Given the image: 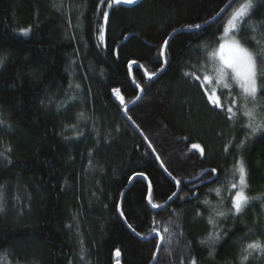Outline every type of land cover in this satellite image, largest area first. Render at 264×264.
I'll use <instances>...</instances> for the list:
<instances>
[{"label":"trees","instance_id":"trees-1","mask_svg":"<svg viewBox=\"0 0 264 264\" xmlns=\"http://www.w3.org/2000/svg\"><path fill=\"white\" fill-rule=\"evenodd\" d=\"M227 2L139 0L105 6L109 21L100 41L99 0H0V152L12 149L0 155V264H150L159 237L144 238L164 224L175 236L171 245L162 243L156 264H181L182 258L190 264V257L198 264H240L245 244L264 242V132L245 140L250 129L241 90L232 78L229 88L222 86L212 71L217 62L208 55L219 46L232 8L200 30L186 27L211 20ZM253 3L236 38L258 50L264 46V0ZM22 28H29V35H22ZM253 36L259 46L245 44ZM169 37V63L149 80L139 64L160 72L163 60L156 57ZM132 60L137 63L129 68ZM185 72L201 80L207 74L213 82L202 87ZM140 87L144 95L127 114L171 177L181 180L180 192L162 209L147 203L149 182L153 203L160 204L178 186L124 116L119 99L130 104ZM204 87L217 90L225 106L236 97L241 106L236 118L230 121L212 105ZM113 89H120L119 96ZM254 105L257 120H264V94L248 101L249 108ZM241 140L244 148L237 147ZM192 144H200L204 154ZM241 157L250 202L236 216L231 214L236 189H228L238 182L232 170ZM208 168L217 175L203 174ZM135 172L145 176L133 179ZM128 185L121 217L118 206ZM218 211L228 215L217 217ZM123 218L143 235L136 236ZM217 231L218 242L200 243ZM247 264H264V254L253 252Z\"/></svg>","mask_w":264,"mask_h":264},{"label":"snow or ice","instance_id":"snow-or-ice-1","mask_svg":"<svg viewBox=\"0 0 264 264\" xmlns=\"http://www.w3.org/2000/svg\"><path fill=\"white\" fill-rule=\"evenodd\" d=\"M137 0H99V5L101 7V17L103 23L99 26L98 31L100 33L99 39L100 41L105 40V26L108 24L109 21V12L107 10H103V8L106 6L107 9H112L114 5H120V4H135ZM233 5H235L233 7ZM256 7V5L253 3V0H243V2L237 3V0H228V2L224 5V7L220 8V10L216 13V16L212 17L211 20H206L204 24H194V25H188L190 30H200L205 25H210L211 23L215 22V20L221 16L222 13L225 12L226 9L232 8L231 13L229 14L226 23L223 26V32L222 34L217 38L220 43L217 50H213L209 55V59L216 61L218 58V63L213 65L212 71L215 73L216 77L221 80L222 86L224 88H229L230 85L227 83L228 78L234 79V81L238 84L242 99L244 101L242 108H243V115L248 117L249 123L246 125L248 129H250V132L248 136L245 137L246 139H249L251 137H254L259 132H264V120H257V113H256V106L254 105L253 108L248 107V101L251 100L255 102L257 100L258 93L264 94V46H260L258 50L249 49L244 46L236 37L237 34H239L243 29L242 25L246 23V20H250L253 9ZM20 33L22 35H29L30 29L29 28H22L19 29ZM174 32L178 31L176 29L173 30ZM171 37L165 39L163 41V44L160 46V51L156 57V62H160L161 59L163 60V64L167 65L169 63V60L167 56L165 55L166 49L169 47V40ZM248 42L255 43L259 46L260 42L255 39V36L251 38L245 39V44ZM3 61H0V64H2ZM137 62L135 60L128 62V67L131 68L133 64H136ZM163 68L161 69V71ZM144 74L147 76L149 80H152L153 77L157 75L156 72H148L147 69L144 70ZM185 76H191L196 81L200 82L201 86L203 87L205 83H212L213 77L205 74L203 76V80H201V77L198 75H195L194 73L185 72ZM134 81V78H133ZM139 87V85H137ZM113 91L119 96L120 89H113ZM140 91L143 92V88H140ZM204 92L207 95L208 101L214 105L216 108L223 109L225 111V114L227 118L231 121L237 116V111L239 110L240 105H238V99L236 97L231 98V103L228 106H225L221 103V99L219 96L215 94V89L209 92V89L207 87H204ZM120 102L122 105H124V110L127 112V103L124 100L123 96H119ZM141 99L140 96H137L135 100L131 101V103L135 104L136 100ZM237 109V110H234ZM83 116V113L80 114ZM129 120H132L131 117H128ZM133 125L140 130L141 134L143 135V130L140 129V126L136 124L134 120H132ZM145 140H148L147 136H144ZM234 139V138H233ZM149 149L151 152L155 155V158L157 161H159L161 167L164 166L163 160L160 159L159 154L156 152L155 147L152 146L151 141H148ZM232 146V141H229L228 144L225 145L224 151L227 152L229 148ZM245 143L244 140H241L238 142L237 147L244 148ZM191 147L193 149H196L199 151L201 155L204 154V148L201 147L200 144H192ZM11 147H6L4 152H0V155H4L5 153L11 152ZM147 154V150L146 153ZM10 162V161H9ZM165 172H168L167 168H164ZM205 173L214 174L216 173V169H205ZM236 173H239V182L237 183H230V188L228 189L231 191L232 189H238L235 192V195L231 197L232 201V215H240L244 212L245 206L249 204V198L246 196L244 189L247 188V169L245 167L243 157H241L236 165L234 166V169L232 170V175L235 176ZM168 175L171 176V173L168 172ZM145 176L144 172H135L133 173V179L137 177H143ZM173 180L177 186L181 184V180L176 179L173 177ZM217 195H220V189L214 190ZM123 195V194H122ZM176 196V192H173L169 197L168 200H172L173 197ZM147 203L156 209H162L167 204V201L164 202V204L160 203H153L152 199V186L151 182L148 184V195H147ZM253 199H259V197L253 198ZM205 205H208L210 202L205 200L203 201ZM3 204L0 202V211H3ZM118 210L121 217H124V212L122 208H119ZM178 215V214H177ZM197 215H201L200 213H197ZM228 213H225L224 211H218L216 213L217 217H225ZM126 219V218H125ZM158 222L153 220V224H157ZM171 223V221H169ZM209 224L216 226V221L209 217ZM128 227L132 229L133 232H135V229L132 228L131 224H128ZM164 233H167V237H165ZM153 234L159 236V240L162 243H167L171 245L173 243V237L175 236V233L171 232L168 224H164L163 227L154 226L151 231L147 234L148 236H153ZM138 235H143L139 234ZM221 239L220 232L215 233H209L208 236L205 239H201V244H215ZM190 244V242H189ZM157 251L160 250L161 244L156 245ZM169 251H171L169 249ZM253 252H259L264 254V242L260 240L252 241L250 243L245 244L241 248L242 255L240 256V264H247L249 257L252 255ZM84 250L82 249L81 254L83 255ZM119 249L116 250L115 255L117 257L120 256ZM212 254L211 252L209 253ZM153 259H156V256L154 255ZM119 264V262H117ZM181 264H183V258L181 259ZM190 264H198V261L195 257H190Z\"/></svg>","mask_w":264,"mask_h":264},{"label":"water","instance_id":"water-1","mask_svg":"<svg viewBox=\"0 0 264 264\" xmlns=\"http://www.w3.org/2000/svg\"><path fill=\"white\" fill-rule=\"evenodd\" d=\"M227 10V9H226ZM226 10H225V12H226ZM224 12V13H225ZM224 13H222L221 14V16L224 14ZM220 16V17H221ZM220 17H218L215 21H217ZM214 23V22H213ZM212 24V23H211ZM210 24V25H211ZM206 26H209V25H205V27ZM139 66L141 67V69L144 71L145 69H144V67L141 65V64H139ZM165 69H166V65H164V67H163V70L162 71H160V72H158L157 73V75L154 77V78H156V77H158L160 74H162L164 71H165ZM130 77H131V79H132V81H133V74L132 73H130ZM133 82H135V81H133ZM141 88V87H140ZM140 88H139V92H140V94H139V96L142 98V96L144 95V91L143 92H141L140 91ZM141 99H139V100H136V102H135V104L137 103V102H139ZM134 104L133 103H130V104H128L127 105V109H129L131 106H133ZM123 106V114H124V116L125 117H127V119H128V114H127V112H125V110H124V105H122ZM128 111V110H127ZM129 120V119H128ZM131 123H132V120H129ZM132 125H133V123H132ZM134 126V125H133ZM135 127V126H134ZM136 128V127H135ZM136 130L138 131V133L140 134V136L142 137V139L144 140V142L147 144V146L149 147V144H148V140H145L144 139V134L142 135L141 134V132H140V130H138L137 128H136ZM154 155V154H153ZM154 157H155V155H154ZM156 159V158H155ZM158 162V164H159V166L161 167V165H160V163H159V161H157ZM162 168V170L164 171V166L163 167H161ZM212 168H208V170H211ZM165 172V171H164ZM167 175H168V172H165ZM203 174H206L205 172H203ZM215 174V176L217 175L216 173H214ZM169 176V175H168ZM170 178H172L171 176H169ZM201 177V176H200ZM173 179V178H172ZM188 182H191V180H189ZM202 184V182H199L196 186H199V185H201ZM128 187H129V185L124 189V191H123V195H121V199H120V204H119V208H121V204H122V201H123V198H124V195H125V192H126V190L128 189ZM180 190H181V184L178 186V190H177V192H176V196H177V194L180 192ZM175 196V197H176ZM175 197H173L172 198V200L175 198ZM172 200H168L167 201V204L165 205V207L166 206H168L170 203H171V201ZM123 220H124V222L126 223V221H125V219L123 218ZM126 225H127V223H126ZM128 226V225H127ZM131 231H132V229H131ZM133 232V231H132ZM136 236H140V235H138L136 232H133ZM152 237H159V236H157V235H155V234H153V236H148V237H145L144 239H150V238H152ZM159 244H161V246H162V242L159 240ZM160 251H161V248H160V250L159 251H157L156 252V254H155V256H156V259H153V261L150 263V264H156V262L158 261V258H159V254H160Z\"/></svg>","mask_w":264,"mask_h":264},{"label":"rangeland","instance_id":"rangeland-1","mask_svg":"<svg viewBox=\"0 0 264 264\" xmlns=\"http://www.w3.org/2000/svg\"><path fill=\"white\" fill-rule=\"evenodd\" d=\"M137 1H139V0H137ZM219 47V46H218ZM218 47H217V49H218ZM216 49V50H217ZM216 62L218 63V58H217V60H216ZM211 93V92H210ZM215 94L218 96V92H217V90H215ZM238 175H239V173H238ZM238 182H239V180H238ZM238 182H237V184H238ZM238 189H236V191H237ZM244 191H245V194H246V189H244Z\"/></svg>","mask_w":264,"mask_h":264}]
</instances>
